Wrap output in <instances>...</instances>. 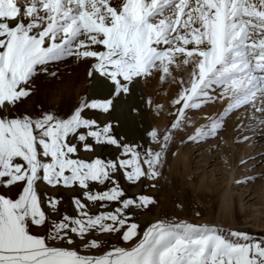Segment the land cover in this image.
I'll use <instances>...</instances> for the list:
<instances>
[{"label": "snow or ice", "instance_id": "6c2138e0", "mask_svg": "<svg viewBox=\"0 0 264 264\" xmlns=\"http://www.w3.org/2000/svg\"><path fill=\"white\" fill-rule=\"evenodd\" d=\"M69 62L83 93L49 104ZM153 79L178 88L163 129L146 123L163 108L143 91ZM233 117L237 143L264 137V0H0V264H264V235L138 219L175 134L206 143Z\"/></svg>", "mask_w": 264, "mask_h": 264}, {"label": "rangeland", "instance_id": "374dc122", "mask_svg": "<svg viewBox=\"0 0 264 264\" xmlns=\"http://www.w3.org/2000/svg\"><path fill=\"white\" fill-rule=\"evenodd\" d=\"M78 67L74 62H69L61 65V70L67 73ZM174 75H184L186 78V73L182 70L174 71ZM52 83L55 86L45 91L53 94L51 102L57 100L56 103L61 100L70 102L77 94H82L86 86L77 88L74 85L66 97H57L60 94V81ZM142 88L154 102L163 105L158 115L146 113V123L150 122L163 129L172 119L170 101L178 91L177 86L170 81L161 86L153 79ZM218 110L219 105L212 104L200 110H190L188 114L193 119V126H198L204 122L205 114L211 115ZM236 122L235 117L229 119L226 128L217 138L201 144L186 140V135L193 131V126L175 134L163 179L158 181L157 189L152 190L159 203L151 211L138 217L142 225L144 221L157 216L170 218L176 215L195 222L246 230L257 237L264 235V176L245 185L234 183L245 168L251 169L252 164L258 165L254 172L264 171V137L258 132L248 133V141L237 143L239 133L235 128ZM182 139L184 143H181ZM173 152L174 156L171 154ZM249 156L255 159L249 160L242 168L239 161ZM128 191L135 193L138 188L129 187ZM178 204H182L183 208L177 207ZM197 211L201 213L199 217L195 216ZM111 239L115 241L116 238Z\"/></svg>", "mask_w": 264, "mask_h": 264}, {"label": "bare ground", "instance_id": "6f19581e", "mask_svg": "<svg viewBox=\"0 0 264 264\" xmlns=\"http://www.w3.org/2000/svg\"><path fill=\"white\" fill-rule=\"evenodd\" d=\"M55 83H59L60 81V94L57 95V97H66V94H68L73 86H78L77 88H82L86 81L84 79V66L80 65L77 69H72L69 72L65 73V71H62V78L57 80H53ZM155 82V81H153ZM53 86H55L52 81L46 84L45 90H50ZM83 93V92H82ZM47 94V102L49 104H60V103H66V100H61L60 102L56 103L51 102L52 98L54 97L53 94H50L48 91H46ZM51 98V99H50Z\"/></svg>", "mask_w": 264, "mask_h": 264}]
</instances>
